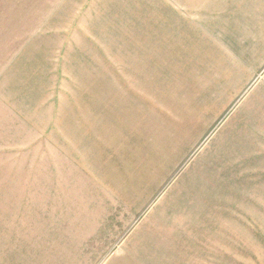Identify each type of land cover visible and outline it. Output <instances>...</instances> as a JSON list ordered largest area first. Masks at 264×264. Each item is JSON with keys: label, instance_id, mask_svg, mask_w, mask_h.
I'll use <instances>...</instances> for the list:
<instances>
[{"label": "rangeland", "instance_id": "374dc122", "mask_svg": "<svg viewBox=\"0 0 264 264\" xmlns=\"http://www.w3.org/2000/svg\"><path fill=\"white\" fill-rule=\"evenodd\" d=\"M0 264H264V0H0Z\"/></svg>", "mask_w": 264, "mask_h": 264}, {"label": "crops", "instance_id": "0c3cea01", "mask_svg": "<svg viewBox=\"0 0 264 264\" xmlns=\"http://www.w3.org/2000/svg\"><path fill=\"white\" fill-rule=\"evenodd\" d=\"M233 34H235V33H230L231 36ZM225 35H228V33H225ZM196 37L198 38L199 36H191V33H178L177 36L175 35V33H146V35L143 37L144 41H142L140 43L139 40H138V36L136 34L135 35V39H136L135 47L139 50V51H137V53L138 54H143V55H147V54L150 55V57H147V59H146V60H148V62H146V65H144L145 66L144 69L149 70L150 72H147V71L145 72L144 71V74L148 77L150 75H153V76L155 74L158 75L159 72H162L164 70H166V71L170 70L171 71V69H173L175 67V66H173L175 64L174 59H172L173 60L172 62L169 61V59L167 61V59H166L167 57L165 55H162L163 53H161V50H166L167 51V48H169L170 50H173V51L178 50V52H180L181 51V47H183L184 50L182 51V53L180 52L181 54H183V53H185L187 48H190L189 45L191 43V39L192 38L195 39ZM215 39H214V42L216 44L218 42L219 38L216 39V40ZM198 40H200V39H198ZM225 42L226 43H230L229 40H227V39H226ZM237 42H238V39H237ZM139 43L141 45H139ZM194 43L195 42H193V44ZM216 45H215V47H217ZM200 47H201V45H197V48H200ZM180 53H178V54H180ZM186 53H188V52H186ZM180 60L181 59H179L178 61H180ZM136 66H138V64H136ZM163 75H165V78H166L167 73L164 74V72H163L161 76H163ZM252 77L246 79V84L249 83V79H251ZM150 83L151 82L146 81L144 84H150ZM231 84H234L233 78H232V83ZM227 90L229 91V94H230L231 98H232L233 94L235 95L236 93H238L237 90H234L233 86H230V87L227 86L226 91ZM214 101H215L214 109H212V112H211V115H210V117L212 119H214L216 116L221 115L223 110H224V106L221 105L220 99H218L215 96ZM198 104L199 103H197L198 107L196 106V108H199L200 114H198L196 112V114H195L196 118H195L193 124L191 125V126H194L193 128H195V129L198 126H199L198 127L199 129L206 127L208 122H210L212 120L211 118H210V120L206 119V120H204L203 123L196 121L198 118H200L201 116L206 114L205 113L206 111H204ZM206 116H207V114H206ZM183 127H184V124L183 125H180V124L177 125L176 124L175 129L177 128L178 131L180 130L179 131L180 135H185V134L189 135L192 127H190V125H189L187 130H181ZM168 139H170V138L168 137ZM168 139H167V141H170ZM159 142L161 144H166L165 143L166 141L163 140V139H159Z\"/></svg>", "mask_w": 264, "mask_h": 264}]
</instances>
